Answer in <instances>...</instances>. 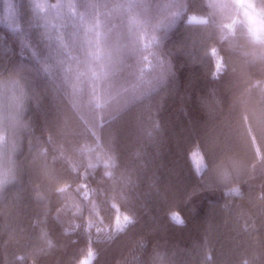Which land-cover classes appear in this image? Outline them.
<instances>
[{
  "label": "trees",
  "instance_id": "16d2710c",
  "mask_svg": "<svg viewBox=\"0 0 264 264\" xmlns=\"http://www.w3.org/2000/svg\"><path fill=\"white\" fill-rule=\"evenodd\" d=\"M43 1L0 0V99L18 122L0 264H264V44L238 11ZM117 213L133 222L105 232Z\"/></svg>",
  "mask_w": 264,
  "mask_h": 264
},
{
  "label": "snow or ice",
  "instance_id": "6c2138e0",
  "mask_svg": "<svg viewBox=\"0 0 264 264\" xmlns=\"http://www.w3.org/2000/svg\"><path fill=\"white\" fill-rule=\"evenodd\" d=\"M41 11L45 10L46 3L40 2L37 5ZM209 8L215 10L219 13H225L228 9H236L238 13L242 16V23L245 26L246 34L248 37L257 43L264 44V2L258 4L257 0H208ZM171 15L176 16L179 15V11H175L171 13ZM189 23H197L200 25H206L208 23V18L206 16H200L196 14H192L188 17ZM229 30L228 35H235V21L229 22L227 24L222 25ZM226 35H222L221 39H226ZM213 52L216 51L215 48L212 49ZM222 60L217 59L216 69L220 70L222 68ZM192 158L196 161L198 169L206 166L205 159L201 155L199 151H194L191 153ZM199 158V159H197ZM223 178L227 179V173H222ZM230 192L232 194L238 195V188H231ZM170 219L176 223L177 225H181L184 223L183 217L178 212L170 213ZM133 220L129 215L123 216V222L119 216L116 217L115 229L116 231H123ZM96 253L90 247L87 252V257L91 258L94 261ZM80 264H89L88 259L81 260Z\"/></svg>",
  "mask_w": 264,
  "mask_h": 264
},
{
  "label": "rangeland",
  "instance_id": "374dc122",
  "mask_svg": "<svg viewBox=\"0 0 264 264\" xmlns=\"http://www.w3.org/2000/svg\"><path fill=\"white\" fill-rule=\"evenodd\" d=\"M40 2H44L43 0H38L37 5ZM40 9V8H39ZM5 92V91H4ZM4 92L2 93L0 91V95L4 96ZM1 98V97H0ZM10 101V100H9ZM8 106V107H7ZM7 112V113H6ZM17 119L14 118L11 115V102L9 104L4 103L1 99H0V139H1V143H0V171H3V168L5 166V160H4V156H3V150L5 149V147L9 144L10 139L7 137V141L5 144V141L2 139L3 135H7L6 133H9V131L12 132L13 129H15L17 127ZM119 216L121 219V222H123V214L121 213H117L114 218L108 223L106 224V228H105V232H111L113 230H115V223H116V217Z\"/></svg>",
  "mask_w": 264,
  "mask_h": 264
},
{
  "label": "clouds",
  "instance_id": "9594fccd",
  "mask_svg": "<svg viewBox=\"0 0 264 264\" xmlns=\"http://www.w3.org/2000/svg\"><path fill=\"white\" fill-rule=\"evenodd\" d=\"M190 155V154H189ZM169 216H170V214H169ZM181 226H183V224H181Z\"/></svg>",
  "mask_w": 264,
  "mask_h": 264
}]
</instances>
